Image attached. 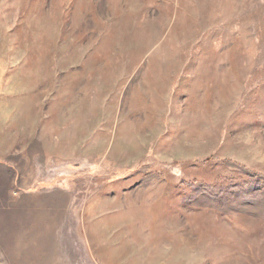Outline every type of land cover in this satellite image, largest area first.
<instances>
[{
    "label": "rangeland",
    "instance_id": "obj_1",
    "mask_svg": "<svg viewBox=\"0 0 264 264\" xmlns=\"http://www.w3.org/2000/svg\"><path fill=\"white\" fill-rule=\"evenodd\" d=\"M0 264H264V0H0Z\"/></svg>",
    "mask_w": 264,
    "mask_h": 264
}]
</instances>
